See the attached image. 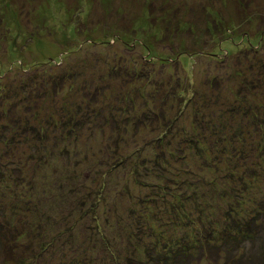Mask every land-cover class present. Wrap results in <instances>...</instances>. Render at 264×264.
I'll return each instance as SVG.
<instances>
[{
  "label": "rangeland",
  "instance_id": "rangeland-1",
  "mask_svg": "<svg viewBox=\"0 0 264 264\" xmlns=\"http://www.w3.org/2000/svg\"><path fill=\"white\" fill-rule=\"evenodd\" d=\"M263 62L264 0H0V82L8 88L27 87L34 96L45 92V99L32 103L36 108L56 105L60 110L54 118L66 120L64 133L52 131V124L41 128L40 135L28 133L33 143L20 148L25 157L41 156L42 164L36 171L41 179L36 191L42 202L37 231L40 244L50 245L51 249L60 245L65 252L73 250L75 256L69 253L62 256L61 250L42 261L68 264L71 259L79 261L80 255L75 253L73 245L79 243L91 248L101 245L99 239L89 235L97 222L78 210L88 195L91 198L85 209L91 205L104 180L108 183L110 172L118 166H122L120 175L111 176L113 186L106 184L108 189L102 195L112 208L111 212L106 209L105 212L109 213V232L115 238L116 221L131 217L130 208L140 209L141 199L154 195L156 188L159 191L154 185L164 184L158 176L163 167L184 173L191 170V174L202 172L205 161L199 155L214 149L204 151L202 144L198 147L188 141L183 145L185 157L177 160L166 153L161 161L164 166L155 164L156 154H162L160 149H163L155 140L163 135V130L171 128L172 125L167 127L164 122L175 118L173 128L178 127L180 135L187 132L195 136L192 124L201 120L208 127L216 125L235 136L234 143L229 144L234 139L225 140L209 131L201 142L222 143L220 149L229 144V149L245 150V161L237 157L232 162L246 173L249 185H254L244 206L253 213L242 219L251 221L256 208L264 211V136L256 132L257 123L262 122L264 128ZM34 65L49 69L50 73L37 75ZM63 76L67 79L58 87L57 94L50 85L45 90L40 86L43 80L54 77L52 81L58 82ZM248 80L259 85V89L243 86L242 82ZM167 93L172 95L168 100ZM154 96L155 100L151 98ZM38 100L40 105L36 103ZM239 105L242 109L234 112ZM51 112L50 106L37 120L26 119L25 126L36 130L41 122L49 125L48 120H53L48 116ZM256 114L258 118H254ZM144 116H148L149 122L140 124ZM75 118L82 125L78 136L72 130ZM147 124L150 125L146 128ZM241 124L245 130L244 146L243 138L240 140L235 131ZM127 129L131 135L135 132L136 140L128 135ZM55 134L61 137L55 139ZM45 141H48L47 153L39 147V142ZM51 145L64 155L58 152L57 159L52 158ZM137 150L141 152L138 159L141 166L135 171L140 178L133 174L132 160L121 164L124 156ZM45 161L50 162L44 164ZM220 165L224 169L226 161ZM123 168L131 171H122ZM32 173L35 172L30 167L25 176ZM130 181L134 184L130 185ZM222 182L212 190L205 186L203 199L183 200L185 207L195 212L196 204L202 202V208L206 205L222 208L205 210V217L217 211L216 220L224 217L227 201L217 199V194L221 186L229 187L230 180L222 179ZM50 183H54L51 188ZM123 186L129 195L120 193ZM110 187L115 191L113 196ZM66 190L78 192L74 201L66 198L60 202L57 195L64 196ZM172 199H168V204ZM256 200L262 201V206ZM105 201L100 203L101 207ZM149 204L159 205V200L153 198ZM152 208L158 211L156 205ZM168 216L163 210L148 215L157 229V220L164 221ZM255 219L251 232L255 234L241 247L247 260L254 261L253 264L261 260L259 264H262L264 216ZM224 255L221 252L210 259L212 263L209 260L201 264H225ZM2 258L0 264L5 260Z\"/></svg>",
  "mask_w": 264,
  "mask_h": 264
},
{
  "label": "trees",
  "instance_id": "trees-1",
  "mask_svg": "<svg viewBox=\"0 0 264 264\" xmlns=\"http://www.w3.org/2000/svg\"><path fill=\"white\" fill-rule=\"evenodd\" d=\"M50 62L52 63V61ZM34 67L37 75L40 74V76H45L50 73L49 69L42 68L41 66L37 67V65H34ZM51 75L53 74L51 73ZM53 78L54 77L43 80L40 86L45 90L46 87L50 85L54 89V93L57 94L59 92L58 87L63 86V82L66 81L67 76H63L58 82L52 81ZM49 79H51L50 82ZM263 80L264 79L261 81ZM242 83L244 84L243 86H247L248 89H250V85H252L251 89H259V85L250 84L249 80ZM18 86L19 85H17V87ZM26 88L27 87L24 88V86L18 88L10 86L8 88L6 84L0 82V257L3 256L5 259L1 264H45L42 259H48V255L52 252L59 254L62 250L60 249V245H56L51 249L50 245L43 246V244H40L41 240L38 239L37 231L40 227V215H42V213H40V205H42V202L40 195H38L36 191L39 188L41 179L38 178L36 171H38L37 166L42 164L41 156L40 154H29L28 157H25V154L20 148L25 144L30 146L33 141H30L27 137L28 133L33 132L34 134L40 135L41 128L44 129L45 127L54 125V127L50 128L52 131L54 129L64 133L66 120L62 118L56 120L54 118L58 116L60 110L56 105L45 104L42 107L36 108V105L32 102L39 98H42L40 100L45 99L46 93L44 92L43 94L34 96L32 95L33 92H28ZM262 88H264V84H262ZM29 93L31 94L29 95ZM49 96L51 98L52 95L48 94V97ZM170 96L172 95L167 93L166 100H168ZM151 98L154 100L156 99L155 96ZM40 100L36 102L39 105ZM50 106L53 112L49 113L48 116H51L53 120H48L49 125L40 121L42 124L38 125V129L36 128L37 131L31 130L29 127L25 126L26 123L24 121L26 119L37 120L39 115L42 112H46L47 108ZM184 107L186 108V106H183V109ZM237 108L238 109L233 111L236 112L242 109L240 105L237 106ZM258 116L259 115L256 114L254 118H258ZM112 117L115 121L118 120V118L116 120L115 116L112 115ZM164 119L169 120L167 118ZM22 121L24 123H22ZM176 121L177 119L175 118L164 122L167 127L170 125L172 126L169 129L163 130V135L155 140V143L160 144V147L163 146V149H160L162 154L157 153L156 159H151H155V164L162 168L164 165L161 164V161L167 156L166 153L168 155H173L172 157H175L177 160L185 157L183 156V145L185 141L195 144L198 147L199 144L200 146L202 144V146H204V151H208L209 149L215 150H210L199 155L200 158L205 161L201 170L202 172H199V174H191L189 173L191 170L184 173L180 169L173 170L170 168L168 170L163 167L161 171H159L158 176L162 178L164 184L162 186L154 185L155 187H159V191L156 188L153 191L154 195L151 194L149 197L141 199V204L139 205L140 209L130 208L129 215L131 217L116 221L115 232L117 236L115 238L113 237V233L109 232V213L105 212V209L111 212L112 208L109 206L108 199L105 201V197H102L103 192L108 189L106 184L108 185L109 183V186H113L111 183L113 181L111 176L115 173H119L120 175L122 166H118L116 169L112 170L109 174L108 183L104 180L101 192L96 194L98 195L96 199L92 198L91 205L85 209L88 205V200L91 198V196L88 195L82 200V209L78 210L80 214L81 211H83L84 216L89 214V216L94 218L97 222L89 232V235L95 238L94 240H96V238L99 239L101 245L97 244L96 246H92V248L90 246L84 247L83 244L79 243L73 245L76 249L75 253L80 255V257H78L79 261L71 259L69 260L71 262L68 264H191L195 261L201 264L209 261L211 258L214 259L213 256L221 252L226 254L223 256L226 259L225 264L254 263L252 260H247L246 255L242 251L243 247L241 246H243L246 241L252 240L251 237L255 234L251 233L254 228L253 222L257 219H255V217L264 216V211L255 207L257 210L255 212L259 214L254 213L253 218H251L249 222H247L246 219H242L245 215L253 213L252 209L246 210L244 206L248 204L246 197L249 195V190L254 188V185H252V183L249 185L246 173L240 171L242 168H239L236 164L232 165V162L237 157L238 159L241 157L244 161L246 160L245 150L241 147H238L240 149L238 151H236L235 148L229 149L228 145L234 143L235 136L229 135L224 129L216 127V125L208 127L201 120H197L192 124L196 134L195 136L194 134L189 136L187 132L180 135L181 132L178 127L173 128V123ZM73 122L75 127H72V130L76 131L78 136L80 133L79 131L82 129V125H80V120L78 118H75ZM145 122H149L148 116H144V118H141L139 121L140 124H146ZM262 124V122L257 123L256 132H261L264 136V128H261ZM149 125L150 124H147L146 128L149 127ZM57 127L62 128V130H58ZM237 128L239 130L235 131L238 132L237 134L240 140L243 138L241 145L244 146L246 143L244 139V126L241 124L240 127ZM128 130L129 129L125 131L128 133ZM209 131L216 133L218 136L222 135L221 137L225 140H234L229 141V144H226L225 148H223L224 150L220 149L222 143L217 145L211 141L209 144L201 142V138L208 137ZM128 135L133 136L134 140L138 137L135 132L133 135L129 133ZM63 136H67L66 133L65 135L63 134ZM53 137L59 139L61 136L55 134ZM121 138H123V135H121ZM126 140L128 141V139ZM47 143L48 141L39 142L40 149L45 153L48 152ZM51 148L50 153H52V158L56 160V155L58 156L59 150H57L55 145H51ZM140 153L141 152L137 150L134 151L132 155L124 156V158L121 159V164L132 160L134 163L132 169L133 174L135 173L137 177H139V174H137L136 171H138V168L141 166L139 162ZM207 153H211L212 155L207 156ZM60 154L64 155L62 152H59V155ZM33 159H35V161H33ZM224 160L226 161V167L221 169L220 163ZM30 162H33V164L31 165ZM46 162L47 161H45L44 164L50 161ZM30 167L33 168L35 173L26 177L25 173H29ZM127 170L131 171V169L127 168H123L122 171L128 172ZM149 172L152 171L149 170ZM254 173V171L251 172V174ZM132 178L137 182L134 176ZM222 179L230 180V183H227L229 187H225V185L221 186L222 188L217 194V199H224L227 201L223 213L224 217L220 216L219 219L216 220L217 217H215L214 214L218 211L213 215L210 213L211 215L209 217H205V210L210 209L214 211L219 208L217 206H212L210 208L207 205L205 208H202L204 207L202 202L196 204L195 212L185 207L183 200H190L194 197L196 199H203L206 195L204 187L207 186L209 190H212L216 186L223 184V182L221 183ZM166 180L173 182L175 186H170ZM53 184L54 183H50L49 188H51ZM129 184L132 185L134 183L130 181ZM116 185L118 186V184ZM203 189L204 191H202ZM66 191L67 192H63L65 194L64 196L57 195V197L60 198V202H64L66 198H70L74 201L78 192L73 190ZM109 191L112 196L115 194L113 188L110 187ZM75 193L76 195H74ZM120 193L122 195L130 194L125 186L121 188ZM153 198L159 200V205H152H156L158 211L163 210L165 214L169 215L167 219L164 218V221L157 220L159 229L153 226L148 217V215L158 212L149 204L150 200ZM169 198H173L171 203L169 202L170 204H168ZM173 200H175L176 203H174ZM103 201L105 202L102 203L103 207H101L100 203ZM256 201H258L257 203L259 205L263 204L262 201ZM53 212L55 213L56 211L53 210ZM134 218L137 222V226ZM130 220H132L133 224H131L132 222H130ZM103 221L105 222L103 223ZM168 227L169 229H167ZM23 239H26V241H22ZM21 250H23L24 253L21 252ZM99 252H101V254H99ZM65 253H69L72 257H75L73 250L72 252L61 251L62 256H64ZM260 262L261 260L259 263ZM210 263H212L211 260ZM262 264H264V262H262Z\"/></svg>",
  "mask_w": 264,
  "mask_h": 264
},
{
  "label": "bare ground",
  "instance_id": "bare-ground-1",
  "mask_svg": "<svg viewBox=\"0 0 264 264\" xmlns=\"http://www.w3.org/2000/svg\"><path fill=\"white\" fill-rule=\"evenodd\" d=\"M103 142H104V141H103ZM103 142H102V143H103Z\"/></svg>",
  "mask_w": 264,
  "mask_h": 264
}]
</instances>
